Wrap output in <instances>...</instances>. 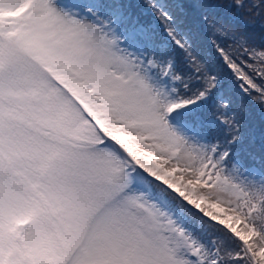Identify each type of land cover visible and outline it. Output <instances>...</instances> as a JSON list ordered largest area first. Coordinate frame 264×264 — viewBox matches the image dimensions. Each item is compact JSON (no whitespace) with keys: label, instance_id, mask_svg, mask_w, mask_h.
<instances>
[{"label":"snow or ice","instance_id":"6c2138e0","mask_svg":"<svg viewBox=\"0 0 264 264\" xmlns=\"http://www.w3.org/2000/svg\"><path fill=\"white\" fill-rule=\"evenodd\" d=\"M254 109L264 0H0V264H264Z\"/></svg>","mask_w":264,"mask_h":264},{"label":"trees","instance_id":"16d2710c","mask_svg":"<svg viewBox=\"0 0 264 264\" xmlns=\"http://www.w3.org/2000/svg\"><path fill=\"white\" fill-rule=\"evenodd\" d=\"M251 126L257 140L261 135H264V118H262L258 109H254L252 112Z\"/></svg>","mask_w":264,"mask_h":264}]
</instances>
